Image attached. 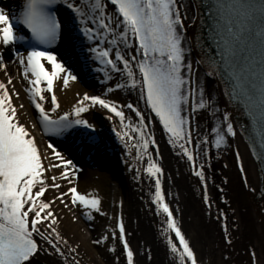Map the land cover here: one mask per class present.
Segmentation results:
<instances>
[{"label":"snow or ice","instance_id":"6c2138e0","mask_svg":"<svg viewBox=\"0 0 264 264\" xmlns=\"http://www.w3.org/2000/svg\"><path fill=\"white\" fill-rule=\"evenodd\" d=\"M185 3L186 0H94V3L92 0H23L18 16L0 7V46L8 49L18 40H25V36L17 34L15 25H22L30 33L27 42L31 50L26 56L19 55V62L26 67L25 77L29 73L34 77L29 81L32 86L30 95L34 98L33 103L45 132L61 136L80 127L95 133L96 129L81 117L99 108L111 114L107 117L109 120L119 118L124 129L120 136L122 141L131 139V133L139 136V142L134 139L132 142L138 143L142 155L150 146H156L155 139L145 133L147 125L141 123L134 126L126 120L123 109L109 99L85 95L69 115H63L58 120L50 118V113L42 104L46 99L44 93H53L51 104L55 112L60 105L54 94V81L61 79L67 86L70 80L77 79L50 50L60 38L62 28L55 8L65 4L79 20L80 31L89 42L93 59L106 71L110 68L112 73H126L129 82L119 87L139 89L138 95L144 94L151 113L158 118L172 147L192 162L200 180L206 177L204 169L196 165V153L204 155L205 146L213 142L218 152L228 149L230 141H238L240 135L234 127V114H221L218 111L220 106L213 103L211 93L201 87L198 79L194 95L193 77L201 67L207 70L206 75L211 80L219 77L225 84L229 99L252 122L245 130V136L264 153V0H200L199 12L195 15L189 13ZM85 8L90 11H85ZM109 11L111 15H107ZM200 12L205 16L204 41L190 38L188 33L189 25L193 30L201 26ZM209 40L213 41L219 55L208 53V63L198 66L197 48ZM131 41L137 44L134 46ZM96 70L99 72L100 68ZM137 70L141 83L136 82ZM42 84H46V88L41 87ZM118 90L109 87L108 93ZM37 97L39 102L35 100ZM127 108L141 122L145 121L146 117L132 104H128ZM209 113L212 119L219 116L221 123L209 138H201L198 128L193 131L192 117ZM72 115L76 118L74 123L70 120ZM90 142L95 143L96 138L91 137ZM47 147L61 162L51 164V168L61 169L59 178L72 184L75 177L72 160L64 158L53 144ZM237 155L240 156L239 153ZM45 158L35 137L26 126L21 125L18 110L13 106L6 86L0 83V264H40L42 256L57 258V264H80L76 255L78 248H72L70 258L64 259L69 255L67 249L71 245L62 235L59 218L52 210L56 200L68 207L64 197L71 194L73 206L82 205L84 209H90L88 219L92 218L91 213L105 215L100 199L87 198L75 186L61 192L52 201L42 199L49 187H61L55 182V176L49 186L45 173L50 169L43 162ZM259 163L264 167V161ZM239 170L251 194L264 198V192L252 189L242 158ZM163 174L162 169L155 165L147 169L148 177L156 179L158 186V177ZM158 191L155 203L168 221L165 238L174 233L179 241L178 247L173 239H167L171 254L178 258L177 264H200L197 253L178 226L173 210L165 202L162 187ZM226 221L225 217L224 231L227 235L229 228ZM118 232L123 240L127 264H135L123 218ZM108 240L106 236L103 241L93 243L107 244ZM227 243L231 246L233 241L229 239ZM110 251L115 253L116 249L111 248ZM252 256L257 258L254 252Z\"/></svg>","mask_w":264,"mask_h":264},{"label":"bare ground","instance_id":"6f19581e","mask_svg":"<svg viewBox=\"0 0 264 264\" xmlns=\"http://www.w3.org/2000/svg\"><path fill=\"white\" fill-rule=\"evenodd\" d=\"M1 2L3 4L2 8L12 15H17L23 0H2ZM92 3H94V0H92ZM185 6L188 7L190 14L195 15L190 0H186ZM84 10L90 11L88 8ZM111 14V11L107 13V15ZM65 16L62 13V18L65 19ZM73 16L75 18L74 13ZM75 24L80 30L81 26L76 18ZM194 31L189 25L188 33L192 35ZM63 42L64 40H62V45L59 44L57 46L58 49L56 48L59 54L62 51L60 47L63 46ZM131 43L134 46L137 44L136 41H131ZM1 47L4 48L3 46ZM71 50L72 52L70 53L68 52L70 50L63 53L65 59L71 62V71L75 70L74 75L76 74L79 78L83 77L85 65L83 64V67L80 64V60L84 59L83 61H87L90 69L88 71L92 74V78L96 77L98 73L103 78L101 80L106 86L107 93L103 94L98 85L94 84V80L89 85L87 84V87H84L78 82V78L75 81L70 80L67 86L63 84L61 79H57L54 81L53 88L60 108L53 112V105L51 104L53 93L48 94L45 92L46 99L42 102L45 110L50 113V118L58 120L63 115H69L85 95L109 99L123 109L126 120L134 126H139L141 123L146 124L145 133L155 139L156 146H150L147 152L142 155L138 143L134 144L132 142L133 139L139 142V136L131 133V139L122 141L120 136L123 135L124 129L119 123V118L113 117L112 120H109L107 117L111 115L110 113L104 109L96 108L89 113H85L81 119L87 120L95 128L113 130L117 146L113 144V148L111 145L110 147L112 151L116 150L117 154L115 159L114 157L109 159L107 154L100 156V153L105 149L104 143H101L100 147L103 150H96L95 156H92V160L89 159V162L91 160L108 163L112 167L110 170H112L113 176L108 177L98 168L95 171L85 169L87 176L82 178L80 169L73 163L75 166L73 169L75 172L73 183L69 184L66 180L60 179L61 169L51 168V164L61 162L55 158L47 147L49 134L45 132L39 112L33 103L34 98L30 95L32 86L29 81L34 79V77H31L29 73L26 78L24 75L26 67L19 62V55L26 56L27 52L20 53L17 58L8 63H5L4 60L1 64L3 75L0 77V83L6 86L12 97V104L18 110L21 125L26 126L31 135L35 137L39 150L46 157L43 162L50 169V171L45 173L49 186L52 183L51 178L53 176L57 177L55 182L61 185L59 189L49 187L42 199L46 202L52 201L61 192H67L69 187L75 186L80 194L85 195L89 199H100L102 202L101 207L105 215L91 213V219L87 217L90 209L84 210L82 205H70L71 194L64 197L68 207H65L59 200H56L53 204L52 210L59 218L60 231L71 245L67 249L69 255L64 258L65 260L70 258L72 248H78L79 252L76 255L79 257L80 264H121V238L119 237L118 225L121 218H123L126 238L130 248L133 250L135 264H177L178 258L173 257L171 254L167 239H173L179 247L178 238L175 237L174 233L167 239L165 238L167 217L159 212L155 203L156 196L159 194L158 189L161 187L165 193V202L173 210V216L186 239L197 253L200 264H225L223 261L225 251L216 237H220L223 233L224 236L232 238L237 236V234L245 233L246 228L242 224L246 220L244 213L247 209L251 213L253 212L256 222L255 228L263 241L264 230L255 198L249 189L247 190L243 186L242 188L247 193L243 189L240 192L238 191V176L241 184L242 182L244 183L243 174L241 173L242 177L241 174H238V163L240 164V156L237 155L239 153L238 141H231L229 152L219 153L215 149L213 142L211 145L205 146L204 155L201 156L199 152L196 153V165L198 168L204 169L206 177L205 180H200L192 167V162L181 156L172 147L169 137L164 132L158 118H154V114L151 113L150 106L144 99V94L140 93L138 95L139 89L133 90L127 86L122 89L119 87L121 84L126 85L129 82L126 73H112L110 68L106 71L98 61L93 59L91 48L86 53L81 50V54L72 47ZM72 53H74L75 62L71 60ZM53 54L56 55L57 52ZM128 54L129 56L132 55L131 52ZM94 64L100 68L99 72L93 68ZM196 64L201 66L198 59ZM46 67L50 70L49 65L46 64ZM120 67L122 69L123 66L120 65ZM136 74V82L141 83L138 70ZM203 74L204 68L201 67L193 77V85L197 84L198 79L201 87L211 93L213 103L220 106L218 111L221 114L228 115L215 80H211ZM106 78L107 82H105ZM41 87L46 88V84H42ZM109 87L118 88L119 90L108 93ZM35 100L39 102L38 97ZM128 104H132L146 117L144 122H141L139 117L127 108ZM194 104L195 99H193ZM21 105H23L22 108ZM75 119L74 115L70 117L72 122ZM192 119L193 131L198 128L201 138H209L212 132L215 131L212 121L217 118L212 119L210 113L201 114L199 117L193 116ZM224 123L226 124L227 121L225 120ZM117 133H120V135H117ZM100 137L105 138L102 135ZM197 147H199V144H197ZM57 151L64 158L70 159L62 151L58 149ZM152 165L160 167L164 173L158 177L159 186L156 183V179L147 175V169ZM205 185H207V188H205ZM238 194H241L239 197L240 201H238ZM225 217L229 228L227 235L224 231ZM92 219L98 221L103 229L108 227L106 230L104 229V236L109 237L107 244L93 243L96 240L103 241L104 238L102 239L99 236L96 228L90 223ZM132 236L135 237V240L131 242L130 238ZM242 236L245 235L242 234ZM121 241L123 242L122 239ZM111 248H115L116 252H111ZM122 248L124 250L123 254L127 259L124 246ZM146 249H152L153 251L149 255L145 253ZM261 253L258 260H260ZM151 259L154 261H150ZM233 262V264H252L243 258L242 260L234 258ZM40 264H57V258L42 256Z\"/></svg>","mask_w":264,"mask_h":264},{"label":"rangeland","instance_id":"374dc122","mask_svg":"<svg viewBox=\"0 0 264 264\" xmlns=\"http://www.w3.org/2000/svg\"><path fill=\"white\" fill-rule=\"evenodd\" d=\"M2 5L3 4L0 3V6H2ZM15 56L16 55L14 53H12V54L10 53L9 49H0V77L3 75L1 72V63L3 62V60L5 59L8 61H11V60H13V58H15ZM8 61H6V62H8ZM81 174H82V178L83 177L85 178V176H87V173H85V171H83V169H82ZM238 174L239 175L241 174V172L239 170V163H238ZM241 177H242V174H241ZM242 186H243V188L248 190L245 183L242 182V184H241V180L238 176V189H239L238 191L239 192L241 191V189H243ZM244 191L247 193L246 190H244ZM240 196H241V194H238V201H240V199H239ZM246 212H248V213H246ZM252 213L250 211H248V209L244 213L246 220L243 222L242 225H243V227L246 228L245 229L246 232L242 233V234H244L245 236H242V234L241 235L237 234V236H233L232 238H229V237H226L223 235V233H222L223 230H222L221 231L222 235H220V237H216L218 239L219 243L221 244V247L225 251L224 260H223L225 262V264H233L234 258H238L239 260H242V258H243L248 263L258 264L259 254H260V252H262L263 241H262L261 237L259 236V233L257 232L256 228H255L256 222H255V218H254ZM251 218H252V220H251ZM90 223L93 225V227L96 228V231L98 232L99 236H102L104 234V232L102 231V228H100L99 223L97 221H95V219H92ZM214 227H216V226L214 225ZM229 239H231L233 241L231 246L228 245V243H227V241ZM134 240H135V237L132 236L130 238V241L132 242ZM120 243H123L121 241V239H120ZM121 250H122V247H121ZM152 251H153L152 249L151 250L146 249L145 253H148L150 255L152 253ZM253 252L256 253L257 258H253V256H252ZM120 257H121V264H127V259H126L125 255L122 254V251H120ZM150 261H154V260L151 259Z\"/></svg>","mask_w":264,"mask_h":264},{"label":"water","instance_id":"95a60500","mask_svg":"<svg viewBox=\"0 0 264 264\" xmlns=\"http://www.w3.org/2000/svg\"><path fill=\"white\" fill-rule=\"evenodd\" d=\"M190 2H191V5H192V8L194 10V13L196 14L197 12H199V6H198L197 1L196 0H190ZM199 23H200L201 26L194 31V33L192 34L194 36H195V34H198V33L200 34L202 32V29H203L204 20H203L201 12L199 14ZM215 82H216V85L218 87V90H219V93L221 95V98L223 100V103H224V106L226 108L227 114L228 115H233V112L229 108V105H228V103L226 101V98L224 96V92H223L224 90H223L222 84L217 79L215 80ZM237 110H238V117L241 119L239 121L241 123H243L244 125L251 126L252 122H250L248 119H246L245 114L242 113L239 108H237ZM234 127L237 129L235 120H234ZM238 147H239L240 159L241 158L243 159V162H244L246 168L248 169V179L251 181L252 189L261 190L257 168L253 164V160H252V158H251V156L249 154V151L247 150L246 146L244 145L243 140L240 137V135H239V140H238ZM243 181H244V177H243ZM263 181H264V179H263ZM245 185L249 189V187H248V185L246 183H245ZM263 185H264V183H263ZM253 197L255 198V201H256V204H257V208H258V212H259L260 219H261V223H262L263 230H264V198H262L260 195H253ZM258 264H264V234H263V243H262V253H261V257H260V260H259Z\"/></svg>","mask_w":264,"mask_h":264}]
</instances>
